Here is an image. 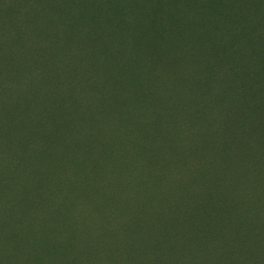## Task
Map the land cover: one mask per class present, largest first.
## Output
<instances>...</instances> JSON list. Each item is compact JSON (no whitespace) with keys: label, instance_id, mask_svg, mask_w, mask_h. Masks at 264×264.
I'll return each mask as SVG.
<instances>
[{"label":"trees","instance_id":"obj_1","mask_svg":"<svg viewBox=\"0 0 264 264\" xmlns=\"http://www.w3.org/2000/svg\"><path fill=\"white\" fill-rule=\"evenodd\" d=\"M263 214L264 0H0V264H264Z\"/></svg>","mask_w":264,"mask_h":264},{"label":"rangeland","instance_id":"obj_2","mask_svg":"<svg viewBox=\"0 0 264 264\" xmlns=\"http://www.w3.org/2000/svg\"><path fill=\"white\" fill-rule=\"evenodd\" d=\"M215 43V42H214ZM208 51H211L212 50V47H213V45H212V43H209L208 44ZM224 49V48H223ZM220 53V52H219ZM210 55H211V58H213L212 60H211V62H213V63H215V64H219L221 61H224L225 60V58L222 56V54L221 55H218L217 56V54L215 53H209ZM194 60L196 61V62H198V63H200L201 62V60H202V56H200V54H198V55H196L195 57H194ZM195 186H198L199 188L198 189H200V188H202V184L200 183V182H198V184H196ZM194 188V187H193ZM211 190V189H210ZM212 193V195L213 196H216V194L214 193V192H211ZM213 200V202H214V205H215V201L218 199L217 197H214V198H212ZM211 204V203H210ZM210 207V206H209ZM215 207V206H214ZM207 210L208 211H202V213H199V214H197L196 212H191L190 214H188V218H192V217H195V219H200V218H202V219H207V217L208 216H210L209 215V209L207 208ZM229 210H232V212H233V215L234 216H237V209H235V207L234 206H230V208H229ZM195 214V215H194ZM242 214V213H241ZM238 216H239V213H238ZM262 220L264 221V214L262 215ZM247 221L248 222H250V219L249 218H243L241 221H239L238 222V224L239 225H241L242 223H244L245 224V222L247 223ZM181 222V221H180ZM232 224H234L233 222H232V220H230V221H227L226 223H225V225L227 226V227H229V225H232ZM207 229H208V226H207ZM252 232L253 231H251V232H248V233H246V234H252ZM249 235V236H250ZM250 244L252 245V246H250V249L248 250L249 252H251L253 255H255V258H252L251 260H253V261H251V260H248V256H249V254H246V253H244V252H241L240 254H241V256H242V258H241V261L242 262H246V263H244V264H259L260 263V260H259V251H260V247H261V244H259V240H257V241H253V242H250ZM62 250H59L58 251V253L56 254V255H58L59 254V252H61ZM65 252H63V254H64ZM79 253L80 252H76L75 250H74V252H73V255L71 256V257H68V258H63V260H64V262L66 263V264H78L79 263V261H80V258H79ZM50 255V254H49ZM252 255V256H253ZM245 256H247V257H245ZM56 262H57V260H56V258L55 257H53V263H51V264H56ZM241 262V263H242ZM248 262V263H247Z\"/></svg>","mask_w":264,"mask_h":264}]
</instances>
